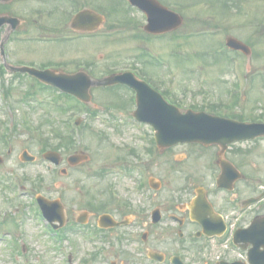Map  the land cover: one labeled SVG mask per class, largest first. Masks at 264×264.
I'll list each match as a JSON object with an SVG mask.
<instances>
[{
	"label": "rangeland",
	"instance_id": "1",
	"mask_svg": "<svg viewBox=\"0 0 264 264\" xmlns=\"http://www.w3.org/2000/svg\"><path fill=\"white\" fill-rule=\"evenodd\" d=\"M46 1L49 4H54V11L59 12V15L55 17L54 13L53 15L40 16L41 11H47L46 8H41L43 4H46ZM84 1L94 4L103 13L109 14L104 16L106 18L104 29L107 31L110 30L111 19V12L108 11L112 8L113 2L117 15L123 16L120 10L123 7L121 0ZM161 1L178 11L183 16V23L179 29L166 37L149 39L150 53L165 57L167 65V67L157 69L158 74L151 73L156 69H147L145 72L150 74L149 77H153L158 86L165 88L172 99L182 104L183 108L194 105L198 109L216 110L222 115L227 112L246 120H251L254 116L264 118V0ZM10 9L14 14L26 17L27 24L25 23L10 41L9 49L18 50L19 47H22L28 55L32 54L30 51L40 55L49 51V45L45 46L46 41L35 39L34 35H40V32L45 33L47 30L53 31L49 26L53 20L61 22L63 18L60 23L63 26L66 22L65 11L69 10L70 12L72 7L67 0H15L10 5ZM132 12L134 11L127 10L126 17L123 18L129 19L131 22L137 16V14L133 16ZM123 18L118 20H123ZM56 29L57 27L54 28V30ZM129 35V32L121 30L119 27L117 33H114V43H107L106 39L101 38L103 41L99 44L102 45L96 47L97 50L92 52V57L95 60L92 63L98 67V73H92V75L100 77L106 74L104 71L109 65L131 66L134 61L146 68L148 66L157 68V64L150 62L149 58L140 57L141 52L136 49V46L143 43L136 39L133 41ZM227 35H232L248 44L251 54L249 56L239 54L235 57V54L219 50L218 52L221 54H218L217 49H220L222 45L225 46ZM55 44L54 47L61 52L56 53L60 56L53 61L64 63L68 56L62 52L63 42H55ZM94 47L86 46V49L90 50ZM24 57L17 56L15 59L21 60ZM233 57L237 58V61L235 59L232 61ZM49 60L48 58L39 59L36 64L46 63ZM105 66L107 67L105 68ZM2 84L10 87L9 99L4 98ZM235 84H238L236 88ZM40 90L31 79L0 74V155L3 157L0 167L8 171L9 176L5 179L7 184H10V172H13L19 176L22 184L36 185L38 190L46 188L50 195H53L55 191H60L61 194L63 193L62 199L70 215L85 210L87 203H93L97 207L99 200L107 202L108 191L105 188L111 184L120 193L121 198H116V202L108 204L110 211L114 210V207L122 208V201H126L127 206L130 205L141 211L143 198L141 193L135 190L132 179L110 175V170H107V166L112 162L117 165L126 164L125 162L133 165L140 163L145 158L146 140L140 138L136 133L137 130L132 126L115 120L119 111L126 113V120H131L129 113L134 109L130 98L132 92L121 87L91 89L92 103L95 105L91 103L89 108L96 109L94 114L102 115L110 120L114 118L113 124L110 125L100 122L95 116L88 115L85 110L70 111L81 115V124L85 132L82 141H85L83 144L85 146L79 149L84 150L89 159L80 167L70 169L64 176L60 173L59 168L65 164L48 171L47 163L41 157L40 145L59 142L60 139L54 134L67 130V117L71 113H62L60 109L48 104L40 105L35 100L40 99L39 96L45 99L52 97L50 91ZM28 91L30 93L35 91L34 96L26 98L25 93ZM233 94H235L234 97ZM118 124L122 127L117 126ZM52 131H54L53 139ZM4 135L6 143L11 146L8 153V147L2 138ZM244 145L252 151L245 153L242 157L241 162L247 166L245 171L251 172L248 163L252 162L256 163L258 168H262L259 170V174H263L264 143L259 146L253 143ZM250 145L251 147L248 148ZM72 148H70L71 151ZM76 148L77 146L74 149ZM24 149L35 155L38 162L35 164L21 162L19 155ZM132 149L135 150L134 153H131ZM181 151H186V149L176 147L170 152L167 151L161 156L162 158L154 160V162H158L159 167L155 168L153 164L150 166L155 175H161L160 180L164 183L162 193L168 200H175L177 194L179 184L177 182L179 181L176 182L177 173L173 170L176 160L173 157L175 153ZM61 153L66 156L67 154L64 153L68 152ZM195 161L194 158L188 160L185 166L194 168ZM100 168L106 169L103 176L96 175ZM132 172V175L137 177L134 166ZM40 179H44L41 184L39 183ZM5 184H0V238L4 231L10 230L6 224L14 228L13 218L25 216L26 221L21 228L26 235L22 234V237L26 238L27 236L28 240L24 243L25 248L22 253L18 249L3 248V244H0V264H68L63 260L62 251H56L51 247L39 221L34 218V212L30 206L31 199L28 196L19 198L13 196V191L10 192ZM169 204L172 205V202L170 201ZM88 209L91 210L92 220L95 219L98 212L91 208ZM126 210L127 208L124 211ZM167 224L169 225L170 222L167 221ZM114 234L115 232L112 230L109 233L111 242L105 243L106 257L114 260V251L118 247L132 253V244H124L122 247L118 246L119 243L114 244ZM35 237L39 240H36ZM72 238L78 241V244L73 245L72 249L67 248L72 253V264H83V260L87 258L89 260L85 264H109L105 258L100 256L91 260L90 255L94 252L92 242L85 240L84 237L72 236ZM98 241L103 242L101 240L96 242ZM163 242L169 244L172 243V240L168 237ZM69 245L71 246L70 243ZM108 245L109 247H107ZM126 257L127 260L123 255L120 256L121 264H138V261L129 259L130 255Z\"/></svg>",
	"mask_w": 264,
	"mask_h": 264
},
{
	"label": "flooded vegetation",
	"instance_id": "2",
	"mask_svg": "<svg viewBox=\"0 0 264 264\" xmlns=\"http://www.w3.org/2000/svg\"><path fill=\"white\" fill-rule=\"evenodd\" d=\"M86 2L84 0L74 1L75 8L72 13L68 14L69 17L65 25L57 26L56 30L52 26L53 31L51 32L48 30L45 33L40 32V35L51 37V41L63 42L64 51L62 52L68 56L64 63L53 61L56 57L60 56L55 53L61 51H58L51 44L47 53L38 55L30 51L32 54L28 55L26 52L22 55L25 57L21 60L15 59L19 53L12 50V56L4 55L7 68L10 67L8 64L44 66L43 68L48 66L66 72H77L85 69L88 73H98L97 65L92 63L95 61L92 60V51H87L85 47L94 46L98 42L97 36L94 35L93 37L92 34L102 31L104 26L101 25L94 32H87L86 25L94 27L92 23L95 17L91 16L82 18L75 24L72 23L74 15L80 10L90 9L94 12H99L95 10L96 7L92 3L91 5ZM91 2H97V0H91ZM0 13L14 15L10 7L3 5L0 7ZM110 14V32L114 39V32L118 28L116 26L119 25L117 21H122L114 18V2ZM16 21L7 22L2 26L0 30L1 41L4 40L8 43L18 34L19 27L24 24L21 23L20 26L16 27L19 23V21ZM135 21L137 22L136 27L143 30L144 24L141 17H138ZM138 40L144 41V45H147L145 38L138 36ZM70 53L74 55L73 60L69 56ZM8 57L10 58L9 63L6 59ZM45 58L50 59L49 62L41 63L40 65L36 64V61ZM118 71V67L115 68L113 65L108 66L104 72L115 73ZM148 129L150 130V127ZM214 149L213 159L196 167L194 172H190L189 176L188 172L179 171L180 174L188 176L191 186L182 189L181 201L176 205L177 215L174 222V235L177 239L175 244H165L163 240L165 239L166 228L162 225L166 223L167 219L166 197L159 190L158 192H153L152 196H150L149 188V182L152 178L150 166L153 164L155 168L159 167L158 162H154V160L161 157L162 151L157 150V155L151 158L148 145L145 148V152L148 155L144 160L145 178L148 184L143 196L144 209L136 212V217L130 220L129 225H120L113 228L115 232L114 243L118 244L123 239L129 238L130 233L126 231V228L131 224L133 226V222L137 218L136 229L139 228V224H143V227L146 229V238L149 244L145 245V249L150 251L163 248L165 250L164 263H170V258L176 255L181 259L183 264H264V173L263 175L259 174V170L262 168L256 167L254 174L247 177L245 171L246 165L240 162L241 151L233 150L230 146L226 151V155L230 160H232L231 156L239 160L236 163L232 161L240 175L229 169L223 181L224 187H218L216 181L218 175L221 173V167L217 163L218 148ZM192 152L194 153L186 156L196 159L201 158L199 152H195V150H192ZM233 174L238 175L234 180L232 178ZM154 177L158 178L159 176L154 174ZM197 190H200L208 198L214 210L211 211V214L194 213L191 215L189 209L185 207L186 203L197 197ZM54 197L48 194L49 199ZM251 199H257V201L249 204ZM65 212L69 226L74 225L77 214L72 213L70 215L67 207ZM114 218L118 221H126V215L118 207H114ZM204 226L211 231V237H208L204 233ZM173 245H175V249H173L174 253L170 255L169 251H172ZM121 255L127 259L122 250L117 249L114 251L116 259L119 260ZM117 263L118 261L115 260L114 264Z\"/></svg>",
	"mask_w": 264,
	"mask_h": 264
},
{
	"label": "water",
	"instance_id": "3",
	"mask_svg": "<svg viewBox=\"0 0 264 264\" xmlns=\"http://www.w3.org/2000/svg\"><path fill=\"white\" fill-rule=\"evenodd\" d=\"M166 18V28L162 30H169L181 23V18L168 10L166 11ZM227 42L233 47H238L246 51V47L243 44L231 37L228 38ZM82 77L83 79L86 78L85 75H82ZM53 78L54 76H51V80ZM102 81L104 82L103 84L126 81L137 89L138 109L135 114L144 115L140 117L147 118L146 120L154 125L157 130L156 139L158 145L161 147H167L184 141H198L203 144L214 142L225 144L236 139L264 135L263 125L256 127L192 111L181 113L176 107L167 104L154 91L132 77L126 78L122 77V75H114ZM97 82L98 84H102L99 83L101 81ZM74 84L82 86L80 83L78 85L77 80ZM69 90L88 101L89 95L87 87L84 89L69 88ZM54 155L53 153L47 154L50 157Z\"/></svg>",
	"mask_w": 264,
	"mask_h": 264
}]
</instances>
